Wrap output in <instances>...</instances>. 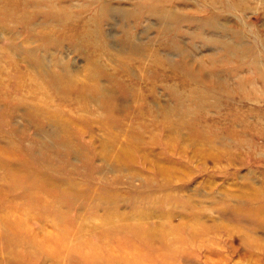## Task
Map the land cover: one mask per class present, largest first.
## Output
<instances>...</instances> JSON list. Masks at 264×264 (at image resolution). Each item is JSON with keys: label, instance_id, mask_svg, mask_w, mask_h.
<instances>
[{"label": "rangeland", "instance_id": "rangeland-1", "mask_svg": "<svg viewBox=\"0 0 264 264\" xmlns=\"http://www.w3.org/2000/svg\"><path fill=\"white\" fill-rule=\"evenodd\" d=\"M60 2L0 15V264H264V0Z\"/></svg>", "mask_w": 264, "mask_h": 264}, {"label": "bare ground", "instance_id": "bare-ground-1", "mask_svg": "<svg viewBox=\"0 0 264 264\" xmlns=\"http://www.w3.org/2000/svg\"><path fill=\"white\" fill-rule=\"evenodd\" d=\"M45 3L47 4L46 6H41L39 4V0H30L28 2L23 1L22 3H17L16 5H9L13 3H9L7 0H0V15L5 17L18 16L24 18L33 14H42L45 16H51L56 17L57 19H61L67 14H70L69 10H67V8H65L61 4L60 0H48ZM29 4H31L32 7L34 6L35 8H33V10H29L27 8V5ZM51 83L53 87L59 89L56 78L54 80L52 79ZM107 108L111 109L112 111H115V107L107 106Z\"/></svg>", "mask_w": 264, "mask_h": 264}]
</instances>
